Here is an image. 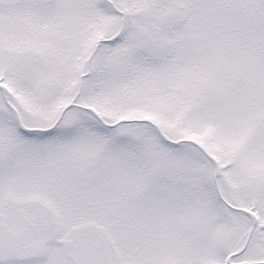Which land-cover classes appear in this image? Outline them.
Masks as SVG:
<instances>
[{
  "label": "snow or ice",
  "instance_id": "6c2138e0",
  "mask_svg": "<svg viewBox=\"0 0 264 264\" xmlns=\"http://www.w3.org/2000/svg\"><path fill=\"white\" fill-rule=\"evenodd\" d=\"M0 264H264V0H0Z\"/></svg>",
  "mask_w": 264,
  "mask_h": 264
}]
</instances>
